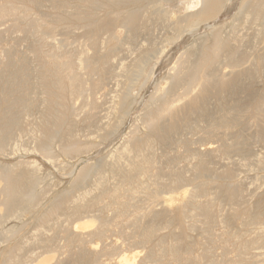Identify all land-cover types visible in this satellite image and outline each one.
<instances>
[{
	"label": "bare ground",
	"instance_id": "obj_1",
	"mask_svg": "<svg viewBox=\"0 0 264 264\" xmlns=\"http://www.w3.org/2000/svg\"><path fill=\"white\" fill-rule=\"evenodd\" d=\"M139 1L0 0V20L7 16L26 19L29 17L33 7L43 6V2H48L52 4L51 8L56 10L55 16L49 21L45 19L31 21L28 25L30 30L46 27L49 31H54L63 21L64 17L59 15L60 13L69 16V18L73 19L74 23L81 24L89 29L93 32L92 37H94L96 36L95 33L99 30L97 23L100 12L111 7ZM228 1L193 0L190 5L187 4L189 6L186 5V8H182L183 14L181 13V15L174 19L173 24L178 32L175 35L169 36L167 41L173 43L181 30L194 29L200 24L215 18L227 6ZM238 7L241 10L244 9L242 11L244 15L248 13L246 11L247 8H252L250 12L254 20L264 27V0H239ZM155 10L158 9L156 8ZM162 10L159 8L157 11L160 16L166 14L164 13L166 10L163 13ZM166 16L168 15L166 14ZM116 17V19L120 18L125 26L127 25L126 27H134L140 20L138 11L129 10L121 15H116ZM172 17L174 16L170 18L172 19ZM259 35L262 34L260 33ZM118 38L116 33H112L108 37V40L118 41ZM44 41V37L40 38L38 47L34 48L31 52L30 59L35 62L32 70L29 69V58L27 56H22L12 49L8 51L2 50L5 61L0 59V141L3 143L4 140L12 138L11 136H14L13 134L20 126L22 116L41 105L42 111L36 130L38 133V137L36 138L37 150L45 158L54 159L53 145H57L55 143L57 141L64 140L66 141V145L61 148L60 153L65 155L64 157H76L82 153H86L90 147L92 148L91 145L93 143L89 141L90 143L87 142V144L81 145L74 141L76 139L72 130L74 121L71 117L73 107H68L66 103L68 98H71L75 94L82 95L86 91L85 83L79 70H77V66L80 70L81 68L89 71L102 70L101 77L92 86L98 87L102 83V77L107 73V63L100 64L98 59L90 58L87 55L75 59L72 56L59 54L55 51H45L42 48ZM200 41L198 53L195 55L189 50L183 53L168 73L166 86L157 87L155 93L148 99L141 116L143 118L144 132L140 134L138 132L139 128L136 126V130L138 131L134 130L128 134L125 143L118 149V160H114V163L103 161L101 163L83 165L75 177L71 179L69 186L52 200L47 201L49 203L45 210L38 215V220L41 224L49 222L63 209L71 211L72 215L84 214L92 210L99 212V215L94 217L91 215L92 213L88 214L92 217H87L79 225L72 226L73 223L67 222V225L63 226L62 230L67 237L68 243L66 247L69 254L65 260H59L56 264H101L99 261L100 253L96 248H91L88 253H86V250H83L90 243L83 235L91 239L103 241L108 238V234L114 228L119 229V233L129 243L140 245L146 249V255L143 259H138L139 252L132 249L130 254L122 255L114 264H196L197 259L191 256V248L187 243L188 234L183 231L175 233L172 230L174 222L171 220L173 219L171 211L166 208L159 211L154 209L155 204L163 199V193L160 191V188L159 190H152L151 186H165L174 189L180 180L181 174L177 169L173 168L167 174L171 179L174 178L175 180L162 183L159 178L160 176L154 173L155 159L151 149L155 144L163 143L171 135L176 134L189 115L198 114L203 118H210L208 124L200 129H204L203 131H205V134L209 138H217L218 146L213 147L208 143L210 146L207 148L194 150L193 156L196 159V164L192 169L194 189L186 195V197L189 195L188 206L177 208L180 216L183 215V217L192 220L200 218L202 221H198L209 232L212 225L216 223V221L211 222L210 220L213 209L221 205L222 199L231 202L235 201L237 187L230 182L214 187L215 191L210 193L212 186L216 185V180L210 181L205 178V174L209 171L208 162L217 154L226 155L228 153L239 152L244 142L242 134L244 130L242 131L240 127L243 119L249 112L256 111L259 114L262 111V107L264 108V99L260 96H256L249 103L245 102L246 99L243 100L244 98H237L236 100L226 102L228 98L232 99L235 95H245V98L249 96L247 95L249 88L241 85V80L243 77L248 76L252 70V73L257 74L262 66L261 61L263 59L260 57L261 60L257 61L255 58H252L251 60L254 61L255 59L256 62H254L252 67H247L249 60L243 56L239 47H237L238 45L231 46L228 37H223L217 28L212 27L210 33L202 37ZM220 64H225L229 71L221 73L217 69ZM145 66L144 62H141V64L136 63L132 70L126 72L128 77L134 72L141 78L139 84L136 82L132 84L136 83L139 87H142L147 81L150 75L146 73L148 71L145 70ZM31 80H36L35 88L33 89H29ZM126 83L124 82L125 86L127 85ZM132 84H130L131 88ZM178 88L181 89V92H178ZM130 90H125L126 93L120 97L118 102L121 118L126 115L127 107L125 108L124 106L129 104L128 100L135 93L133 91L131 93ZM195 92L197 93L196 96L192 97ZM35 95L40 96L38 102L35 99ZM210 97L218 103L215 106L214 112H211L210 106L208 107V104H206L207 99ZM183 101L184 103L181 106L177 105ZM90 105L91 111L94 110L95 104L91 103ZM90 115H93L92 112H90ZM133 128L135 129V127ZM140 132L142 131L140 130ZM3 147L5 146L0 143V149H4ZM30 165L32 164L30 163ZM262 166L264 168V164ZM106 171L111 173L113 180L111 184L107 181V174L105 176ZM38 172L40 174V171ZM92 175L98 176L96 191L85 192L84 195L82 194L83 196L76 198L77 200H73L74 204L72 207H68L70 191L80 187ZM40 178H38L36 167L28 168V165L24 164L12 166L0 165V227L7 218L21 217L26 213L30 215L29 211L35 207L36 200L41 194V187L39 186ZM139 195H142V198H139ZM39 206H42V204L40 203ZM32 211L35 212L34 210ZM108 212H110V215ZM244 215L251 218L253 225H260L261 214L259 207H257L253 214L248 209H234L233 213L223 218L219 223L240 219ZM66 218L68 219V215ZM10 224L12 225V223ZM44 228L46 229V227ZM126 228H131L132 230L127 232ZM191 228H193L192 223ZM1 229L0 232L2 231ZM40 230H43V228ZM163 230H168V233L163 234ZM22 231L23 226H16V224L3 228V235L1 236L4 237H2L4 242H9L10 247L6 252L1 253L0 260L4 259L9 263L14 262L15 252L19 250L20 246L22 248L19 242V239L22 237ZM210 234L202 257L209 264H218L212 256L213 241ZM52 239L50 237L47 242L53 241ZM154 242H156L155 246L152 245ZM38 243L40 245V242ZM257 243L264 247V236L256 240L252 239L250 242L239 246V255L234 263L243 264L245 261L244 251L248 245ZM74 245H77L78 251L74 250ZM183 246H187L186 254H183L180 250ZM105 251L107 252V250ZM55 258L54 253L48 254V256L37 261L36 264H52Z\"/></svg>",
	"mask_w": 264,
	"mask_h": 264
},
{
	"label": "rangeland",
	"instance_id": "obj_2",
	"mask_svg": "<svg viewBox=\"0 0 264 264\" xmlns=\"http://www.w3.org/2000/svg\"><path fill=\"white\" fill-rule=\"evenodd\" d=\"M192 1L140 0L139 2L108 8L100 12L97 23L99 30L95 33L96 36L94 37H92L93 32L89 29L81 24L74 23L73 19L69 18V16L60 13L59 15H62L64 18L62 24L54 31L51 32L46 27L30 30L28 25L31 21L36 19L49 21L55 16L56 10H53L51 8L52 4L48 2H43V6L33 7L29 17L26 19L7 16L0 20V59L2 61H5L2 50H16L20 55L29 58V69L32 70L35 62L30 59L31 52L34 48L38 47L39 39L44 37L45 41L42 44V48L45 51H55L59 54L72 56L75 59L87 55L90 58L98 59L100 64L107 63V73L102 77V83L98 87L92 86L101 77L102 70L89 71L82 68L80 70L77 66V70H79L85 83L86 91L82 95H73L66 102L68 107H73L71 117L74 121L72 126L73 135L76 138L74 141L81 145H85L87 142L90 143L89 141L94 143V145L93 143L91 145L92 148L90 147L87 152L85 151L86 153H82L76 157H64L65 155L60 153L61 148L66 145V141L63 140L55 142L58 146L53 145L54 159H48L41 155L37 150L36 140L38 137L36 131L37 122L42 111L41 105L22 116L20 126L13 134L14 136H11L12 138L4 140L3 143L0 141L1 145L5 146L3 147L4 149H0V165L12 166L24 164L28 165V168L36 167L38 178H42L39 179L41 194L36 200V208L34 207L32 209L35 212L32 210L29 211L31 216L29 213H26L21 217L15 216L13 219L7 218L0 227L3 231V228H6V226L9 227L14 224L16 226H23L22 237L19 239L23 249L20 246L19 250L15 252L14 262L9 263L2 259L3 261L0 260V264H36L37 261L52 253L56 256L52 264H56L57 261L65 260L68 257L69 253L66 247L68 241L62 230L63 226L67 225V222L73 223L72 226L79 225V223H82L91 215L93 217L98 216L99 212L92 210L86 213L83 212L84 214L72 215L71 211L69 212L67 209H63L58 212L57 216L45 224L39 222L38 215L45 210L49 203H47L48 200H52L69 186L71 179L75 177L83 165L97 162L101 163L103 161L114 163V160L117 161L119 158L118 149L125 143L128 134L136 130V126L139 128H137L139 131H136L140 134L144 132L143 118L141 116L146 102L155 93L157 87L166 86L168 73L183 53L188 50L195 55L198 53L201 44L200 39L209 34L212 27L217 28L223 37H228L231 46L238 45L237 47H239L243 56L249 60L247 67H252L254 62H256L255 59L257 61L261 60L260 57L263 59V63L261 61L262 66L257 74L252 73V70L248 76L243 77L241 80V85L249 88V92L247 93L249 96L245 98V95H235L233 96V98L235 97L234 99L228 98L226 102L236 100L237 98H244L243 100L246 99L245 102L249 103L256 96L263 97L264 99V31L262 32L264 27L254 20L250 12L252 8L246 9L251 15L248 13L244 15L242 13L244 9L241 10L238 7L239 0H229V4H226L227 6L213 18L214 20L211 19V22L206 21L194 29L181 30L178 33L177 39L173 43H169L167 41L168 37L178 32L173 24L174 19L181 15V13L183 14L184 11H182V8H186L185 6L187 4L190 5ZM156 8L158 10L160 8L162 13L166 10L164 13L168 16L166 14L160 16L157 13L158 10H155ZM129 10L138 11L139 13V23L134 27H126L127 25L125 26L120 18L116 19V15H121ZM171 16L174 17L171 19ZM112 33L118 35L119 42L108 40V37ZM260 33L262 35H259ZM94 41L95 43H93ZM252 53L254 54L252 55ZM252 58H255L254 61L251 60ZM147 60L148 62H146ZM141 62L146 64L145 70L148 71L146 73L150 75L142 85L143 88L137 85L141 81V78L136 73L133 72L129 77L126 73L128 70H132L136 63L141 64ZM217 69L221 73L229 71L225 64H220ZM124 82H127L126 86ZM134 82L137 84H132ZM35 84L36 80H31L29 89L35 88ZM130 84H132L133 89ZM125 90H130V92L133 91L135 93L131 92L133 95L128 100L129 104L124 106L125 108L127 107L126 115L121 118L118 110L120 108L118 102L120 97L126 93ZM178 90V92H181L180 88ZM196 94L195 92L192 97L196 96ZM39 98V95H35L37 102ZM91 103L95 104V109L92 111ZM183 103L184 101L177 105L181 106ZM115 104L116 106H114ZM206 104H208V107L210 106L209 109L211 112H214L215 106L218 105L215 99L211 97L207 99ZM114 107L117 108L115 109ZM263 110L264 108L262 107V111L259 114L256 111H251L243 119L240 127L242 131L244 130L242 132L244 142L239 152L228 153L226 155L217 154L208 162L209 171L205 174V178L210 181L216 180V185L212 186L213 189H210V193L215 191L214 187L230 182L237 187L235 201L231 202L222 199L221 205L213 209L210 220L211 222L216 221V223L212 225L209 232L205 230V226L200 222L202 221L200 218L192 220L183 217V215L180 216L177 208L180 206H188L189 195L187 197L186 195L194 189L192 170L196 164V159L193 156L194 150L205 149L210 144L213 147L218 146L217 138H209L205 134V131H203L204 129H200L208 124L210 118H203L198 114L189 115L186 118V122L176 134L171 135L163 143L155 144L151 149L155 159L154 173L160 176L159 178L162 183L175 180L174 178L171 179L167 174L173 168L177 169L181 174L180 180L174 189L165 186H151L152 190H159L160 188V191L163 193V199L155 204L154 209L159 211L166 208L171 211V216L173 217L171 220L174 222L172 230L175 233L183 231L188 234L189 238L187 239V243L191 248V256L197 259L196 264H209L202 257V254L204 248L207 246L210 233L213 241L212 256L218 264H235L234 262L239 255V246L250 242L252 239L256 240L264 236V168L262 166L264 164ZM90 112L94 116L90 115ZM106 124L108 125L106 126ZM171 163H174L173 166ZM38 171H40V174ZM92 176L86 180L85 185L82 184L80 187L70 191L68 207H72L74 204L73 200H77L76 198L83 196L85 192L96 191L98 176ZM105 176L108 183L111 184L113 181L111 173L106 171ZM46 193L48 194L46 195ZM45 198L47 199L45 200ZM139 198H142V195H139ZM173 199L176 200L172 202L171 200ZM40 203L44 207L39 206ZM257 207L260 208V225H253L251 218L246 215L240 219L219 223L223 218L233 213L234 209H248L253 214ZM253 208L254 210H252ZM108 214L110 215V212ZM67 215L68 219L66 218ZM63 220H65V224H63ZM191 223L193 224V228H191ZM39 227L40 229L43 228V230H40ZM130 230L132 229L126 228L127 232ZM162 233L167 234L168 230H163ZM1 235L3 233L0 234V258L10 247L9 242H4V237ZM50 237L53 238V241L47 242ZM83 237L91 243L87 244L83 250H86V253H88L91 248H96L100 253L99 261L101 264H114L122 255L130 254L132 249L139 252L138 259H143L146 255V249L140 245L129 243L119 233V229L117 228H114L108 234V238L103 241L91 239L86 237V235H83ZM45 238L48 239L46 240ZM38 242H40V245H38ZM152 245L155 246L156 242ZM74 246V250L78 251L77 245ZM187 246H183L180 249L183 254L187 253ZM5 248L6 250H4ZM244 253L245 261L243 264H264V247L258 243L248 245Z\"/></svg>",
	"mask_w": 264,
	"mask_h": 264
}]
</instances>
